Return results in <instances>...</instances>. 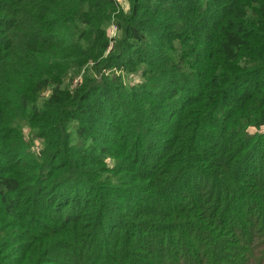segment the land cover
<instances>
[{"label": "trees", "instance_id": "trees-1", "mask_svg": "<svg viewBox=\"0 0 264 264\" xmlns=\"http://www.w3.org/2000/svg\"><path fill=\"white\" fill-rule=\"evenodd\" d=\"M262 126L264 0H0V264H264Z\"/></svg>", "mask_w": 264, "mask_h": 264}, {"label": "rangeland", "instance_id": "rangeland-1", "mask_svg": "<svg viewBox=\"0 0 264 264\" xmlns=\"http://www.w3.org/2000/svg\"><path fill=\"white\" fill-rule=\"evenodd\" d=\"M120 3L123 5V7H127L128 5V0H119ZM117 28L116 26L114 25V23H110L108 28H107V31H108V34L109 36H115L117 34ZM113 70L115 71H120L122 70V73L124 75V78H125V81L127 82H130V81H137L139 79H141L140 75L138 74V72H134V71H127L126 68L124 67H113L112 68ZM77 76L78 75H75V77L73 78V82H76L77 80ZM250 130H255L254 127H249ZM262 129H264V126H262ZM27 130V128H26ZM34 143H38V139H35V142Z\"/></svg>", "mask_w": 264, "mask_h": 264}]
</instances>
